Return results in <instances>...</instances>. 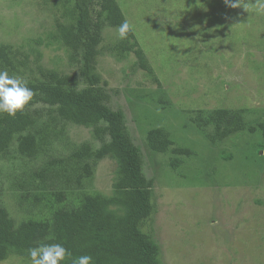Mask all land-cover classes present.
<instances>
[{
	"label": "trees",
	"instance_id": "trees-1",
	"mask_svg": "<svg viewBox=\"0 0 264 264\" xmlns=\"http://www.w3.org/2000/svg\"><path fill=\"white\" fill-rule=\"evenodd\" d=\"M201 1L206 5V0H195L197 5ZM41 2L36 11L48 17L43 34L21 45L0 42V71L26 81L35 93L15 116L0 113V264L9 258L32 264L29 250L40 244H61L73 257L90 255L92 264H161L159 246L146 229L155 212L154 181L146 177L141 149L128 133L124 114L111 108L107 82L98 71L105 51L160 88L154 78V73L161 75L160 65L148 59L134 28L105 47V31L118 34L127 20L117 0ZM153 7L152 19L167 23L166 14L157 4ZM43 49L61 52L63 67L57 68L59 57L49 58L46 66ZM144 99L173 105L164 91ZM245 112L198 110L192 123L213 145L257 129L264 137V123L247 127ZM76 130L88 137L74 142ZM144 143L150 152L167 156L172 171L180 167L181 157L191 156L187 148L175 146L164 128L147 131ZM104 160L115 167L107 192L93 188L96 168Z\"/></svg>",
	"mask_w": 264,
	"mask_h": 264
},
{
	"label": "rangeland",
	"instance_id": "rangeland-1",
	"mask_svg": "<svg viewBox=\"0 0 264 264\" xmlns=\"http://www.w3.org/2000/svg\"><path fill=\"white\" fill-rule=\"evenodd\" d=\"M219 1L117 0L127 21H135L132 28L148 59L160 65L161 75L154 73L160 88L105 51L98 66L110 106L124 114L144 173L154 181L155 212L146 229L159 246L161 264H264V204L255 203L264 202L263 132L246 131L213 145L192 123L196 111L220 108L246 110L247 127L264 123V15ZM38 3L0 0V42L21 45L44 33L48 17L36 11ZM155 4L167 23L152 19ZM117 37L105 31V47ZM43 51L45 65L59 57L57 68L63 67L61 52ZM158 91L167 92L172 107L142 100ZM153 128L166 129L175 146L191 151L174 171L167 156L146 148L144 136ZM72 134L74 142L88 137L84 130ZM114 168L109 160L98 164L95 190H110ZM3 201L10 208L9 199ZM1 264L18 263L9 258Z\"/></svg>",
	"mask_w": 264,
	"mask_h": 264
},
{
	"label": "clouds",
	"instance_id": "clouds-1",
	"mask_svg": "<svg viewBox=\"0 0 264 264\" xmlns=\"http://www.w3.org/2000/svg\"><path fill=\"white\" fill-rule=\"evenodd\" d=\"M226 6L242 8L245 12L264 15V0H223ZM132 25L125 20L119 26L118 37L125 39ZM35 93L27 86V82L10 76L7 71H0V113L15 116L32 101ZM32 264H61L66 258L71 259V264H92L90 255L73 257L61 244H40L29 250Z\"/></svg>",
	"mask_w": 264,
	"mask_h": 264
}]
</instances>
